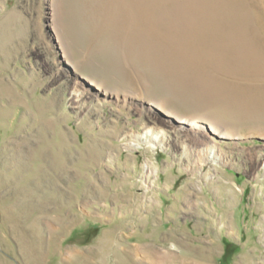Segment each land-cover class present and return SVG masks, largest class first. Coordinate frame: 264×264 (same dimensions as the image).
<instances>
[{"label":"rangeland","instance_id":"rangeland-1","mask_svg":"<svg viewBox=\"0 0 264 264\" xmlns=\"http://www.w3.org/2000/svg\"><path fill=\"white\" fill-rule=\"evenodd\" d=\"M151 1L0 0V264H264V0Z\"/></svg>","mask_w":264,"mask_h":264},{"label":"bare ground","instance_id":"bare-ground-1","mask_svg":"<svg viewBox=\"0 0 264 264\" xmlns=\"http://www.w3.org/2000/svg\"><path fill=\"white\" fill-rule=\"evenodd\" d=\"M145 1H147V0H145ZM151 1V0H150ZM162 1V0H161ZM149 2V1H148ZM152 2V1H151ZM150 2V3H151ZM163 2V1H162ZM147 3V2H146ZM164 3V2H163ZM167 3H168V1H167ZM149 4V3H148ZM165 4V3H164ZM174 4V3H173ZM172 4V5H173ZM138 5V4H137ZM159 5V4H158ZM145 6V5H144ZM161 6V5H160ZM148 8H149V10H148V16H147V14H145V13H142V10H141V8H140V6H138V8H136L137 10H134L133 12H131V19H132V21H134V19L136 18L135 16H136V14H138V17H139V20L138 21H136V22H132V24L134 25V27L136 28V31H137V33L138 34H142L143 33V35H145V36H150L152 33H153V40H152V42H158V43H160L161 44V42H163V41H167V42H171V44L173 43V41H174V39L176 38V36L175 35H171L172 33H171V30L170 29H167V30H165V32L164 33H162V32H157L154 28H155V23H156V14H157V12L156 11H158V9L157 8H155V7H151L150 5H148L147 6ZM177 7V6H176ZM169 8V7H168ZM143 9V8H142ZM146 10V9H145ZM160 10V9H159ZM164 10V9H163ZM166 10V9H165ZM173 10H176L175 8L173 9ZM168 11V10H167ZM167 11H166V13H167ZM170 11V10H169ZM172 11V10H171ZM183 11V10H182ZM138 12H140V13H138ZM176 12V11H175ZM181 12V11H180ZM158 13H160V12H158ZM190 13V12H189ZM165 14V13H164ZM163 15V14H162ZM170 15L172 16V14L170 13ZM189 15V14H188ZM194 15V14H193ZM208 15V14H207ZM158 16V15H157ZM160 16V15H159ZM190 16V15H189ZM197 16V15H196ZM187 17V16H186ZM194 16H192V18H193ZM198 17V16H197ZM159 18V17H158ZM161 18V17H160ZM166 18V17H165ZM190 18V17H189ZM192 18H190V20H192ZM172 19V18H171ZM165 20V19H164ZM164 20H161V21H164ZM168 20H169V18H168ZM208 21H209V19H207ZM148 21V22H147ZM194 21V20H193ZM192 21V22H193ZM204 21V20H203ZM160 22V21H159ZM165 22V21H164ZM197 22V21H196ZM205 22V21H204ZM158 23V22H157ZM185 23V22H184ZM189 23V22H188ZM194 23V22H193ZM206 23V22H205ZM204 23V24H205ZM189 24H191V23H189ZM199 24H202V23H199ZM197 25V24H196ZM164 26H165V24H164ZM168 26V25H167ZM170 26V25H169ZM190 26V25H189ZM201 26V25H200ZM199 26V27H200ZM203 26V25H202ZM205 26V25H204ZM163 27V26H162ZM188 27V26H187ZM191 27V26H190ZM186 28V27H185ZM189 29V28H188ZM197 29V28H196ZM191 30H192V27H191ZM201 30V29H200ZM164 31V30H163ZM187 31V30H186ZM140 32H142V33H140ZM198 32V31H197ZM155 33V34H154ZM156 33H158V34H156ZM192 33V32H191ZM174 34H175V32H174ZM193 34V33H192ZM187 35V34H186ZM190 36H191V34H189ZM199 35H200V33H199ZM177 39V38H176ZM201 41V40H200ZM209 41V40H208ZM178 42V41H177ZM190 42L192 43V37L190 38ZM61 44H62V42H61ZM175 44V43H174ZM259 44V43H258ZM169 46H170V44H169ZM174 46V45H173ZM166 47V46H165ZM171 47H172V45H171ZM64 49H65V51H66V47H65V45H64V47H63ZM167 48V47H166ZM165 48V49H166ZM182 48H184V46H182ZM208 48H210V50L207 52V55L209 56V57H217L216 56V53H215V49L214 48H211L210 46H208ZM187 49V48H186ZM192 49V48H191ZM190 49V50H191ZM195 49V48H194ZM212 49V50H211ZM167 50V49H166ZM181 50V49H180ZM196 51V50H195ZM170 52V51H169ZM189 52V51H188ZM216 52H218V49H216ZM247 52V51H246ZM261 52V51H260ZM194 53V52H193ZM226 53V52H225ZM68 54V53H67ZM165 54V53H164ZM176 54H177V52H176ZM196 54V53H195ZM195 54H193V55H195ZM245 54V53H244ZM170 55V54H169ZM181 55V54H180ZM179 55V56H180ZM225 55V54H224ZM64 56V55H63ZM167 56V55H166ZM166 56H164V58L166 57ZM220 56V55H219ZM172 57V56H171ZM252 57V56H251ZM170 58V57H169ZM67 59L68 60H70V58H69V56H67ZM167 59V58H166ZM67 60V61H68ZM168 60V59H167ZM178 60V59H177ZM195 60V59H194ZM251 60V59H250ZM169 61V60H168ZM172 61V60H171ZM235 61H237V60H235ZM69 62V61H68ZM192 62V61H191ZM210 62V61H209ZM176 63V62H175ZM243 63V62H242ZM184 64V63H183ZM196 64V63H195ZM225 65V64H224ZM195 66V65H194ZM257 66V65H256ZM189 67H190V65H189ZM209 67V66H208ZM264 71V70H263ZM201 73V72H200ZM263 74H264V72H263ZM162 109H163V107H162ZM187 122H188V124H189V128L191 129V130H193L194 132H195V134H200V132L202 133V134H204L205 135V133H208V132H210V133H212V134H219V130L217 129V127H215V126H213V125H210L209 127H202V126H199L197 123H196V121H193V120H190V121H188L187 120ZM214 124V123H213ZM216 124V123H215ZM217 125V124H216ZM145 134H149V135H151V138H150V140H148V139H146V143L147 144H149L150 145V143L149 142H151L152 143V147H155L156 146V144H163V142L165 141V136L163 135L164 133L163 132H158V133H154V132H152L151 130H149L147 133H145ZM208 135V134H207ZM147 136V135H146ZM145 136V137H146ZM201 138V137H200ZM204 141V140H203ZM206 145V144H205ZM136 146V145H135ZM211 147L209 148V151H208V157H212V158H216V152H215V146L212 144V145H210ZM153 169V168H152Z\"/></svg>","mask_w":264,"mask_h":264}]
</instances>
